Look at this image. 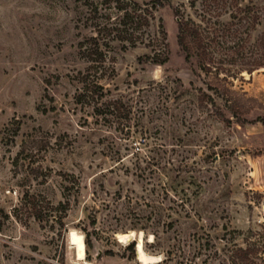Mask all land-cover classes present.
<instances>
[{
    "label": "rangeland",
    "instance_id": "obj_1",
    "mask_svg": "<svg viewBox=\"0 0 264 264\" xmlns=\"http://www.w3.org/2000/svg\"><path fill=\"white\" fill-rule=\"evenodd\" d=\"M90 1L0 0V264H141L140 233L161 264L264 250V0H162L131 38ZM180 16L204 58L186 57ZM98 30L101 66L79 46ZM80 72L101 99L79 100Z\"/></svg>",
    "mask_w": 264,
    "mask_h": 264
},
{
    "label": "trees",
    "instance_id": "obj_2",
    "mask_svg": "<svg viewBox=\"0 0 264 264\" xmlns=\"http://www.w3.org/2000/svg\"><path fill=\"white\" fill-rule=\"evenodd\" d=\"M108 3H112L115 9L119 12L117 16V21L114 26L111 28L116 30L115 33L121 34L122 38H131L134 32L138 29H141L143 25L148 24L149 17L152 16V9L157 8V5L161 6L163 4L162 0H150L144 4L139 3L136 0H107ZM90 9L97 11V5L94 4V1L89 2ZM145 5V6H143ZM176 14L179 13V10L175 8ZM199 24L192 20L190 17L180 16L179 26H178V42L181 45L182 49L185 51L186 57H190L195 53H198L202 58L208 53L205 45V36L202 34ZM110 28V26H109ZM101 30H98V34L88 37V41L84 40L79 42L80 47H84L83 50L87 51L89 55L94 53L96 58H92L94 61H97L99 66L102 65L104 60V54L101 44L106 43L100 41L98 35ZM129 35V36H124ZM261 40L264 42V36ZM134 43V42H133ZM82 87L81 91L78 92L79 100L81 96L83 97H93L101 99L104 95V86L99 79H91L87 72H80L79 77ZM112 106V109L121 111L122 107L119 100L114 99L108 103L107 107ZM102 105L94 106L97 112H100ZM85 246L88 248L91 246L92 242L90 240L89 233L85 234ZM134 241H131L128 244V247H133ZM256 243H250L245 246L233 245L229 248L228 253L226 254V259L229 261V264H262L261 253L264 251L263 248H260ZM161 259L159 264L165 261Z\"/></svg>",
    "mask_w": 264,
    "mask_h": 264
},
{
    "label": "bare ground",
    "instance_id": "obj_3",
    "mask_svg": "<svg viewBox=\"0 0 264 264\" xmlns=\"http://www.w3.org/2000/svg\"><path fill=\"white\" fill-rule=\"evenodd\" d=\"M117 237L121 242H128L133 239L134 233H118ZM138 238L137 245V256L141 264H150L152 262L158 261L161 259L160 256L149 255L146 253L143 246V234L140 233ZM72 244L76 249V255L78 259H83L85 256V242L83 235L73 231L71 234Z\"/></svg>",
    "mask_w": 264,
    "mask_h": 264
},
{
    "label": "built area",
    "instance_id": "obj_4",
    "mask_svg": "<svg viewBox=\"0 0 264 264\" xmlns=\"http://www.w3.org/2000/svg\"><path fill=\"white\" fill-rule=\"evenodd\" d=\"M260 209L262 210V212L264 213V201L262 203L259 204Z\"/></svg>",
    "mask_w": 264,
    "mask_h": 264
},
{
    "label": "water",
    "instance_id": "obj_5",
    "mask_svg": "<svg viewBox=\"0 0 264 264\" xmlns=\"http://www.w3.org/2000/svg\"><path fill=\"white\" fill-rule=\"evenodd\" d=\"M97 256H98V254H97Z\"/></svg>",
    "mask_w": 264,
    "mask_h": 264
}]
</instances>
